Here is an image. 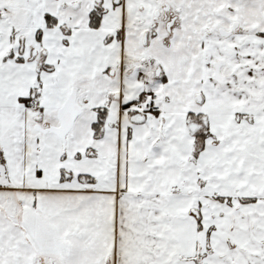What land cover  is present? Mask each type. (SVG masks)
Returning <instances> with one entry per match:
<instances>
[{"label": "snow or ice", "instance_id": "6c2138e0", "mask_svg": "<svg viewBox=\"0 0 264 264\" xmlns=\"http://www.w3.org/2000/svg\"><path fill=\"white\" fill-rule=\"evenodd\" d=\"M0 264H264V0H0Z\"/></svg>", "mask_w": 264, "mask_h": 264}]
</instances>
